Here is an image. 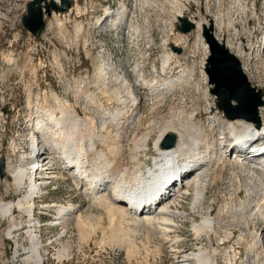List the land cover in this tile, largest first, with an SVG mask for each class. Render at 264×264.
Segmentation results:
<instances>
[{
    "label": "rangeland",
    "instance_id": "obj_1",
    "mask_svg": "<svg viewBox=\"0 0 264 264\" xmlns=\"http://www.w3.org/2000/svg\"><path fill=\"white\" fill-rule=\"evenodd\" d=\"M87 1L86 4L84 0H78L82 6L78 12L80 16H76V13L72 15L73 23L76 24L80 21L83 27L81 33H77L75 25L74 29L66 25L68 29L64 30L61 26L52 24L44 37L35 38L22 25V17L26 14L31 0H0V20L3 22L0 31V53L6 57L9 56L19 66L17 72L8 71L7 66H0V159L9 158L12 162L13 171L16 170L20 156L28 147L30 131L25 126L29 115L32 117L29 97L34 103L39 95L44 94L49 97L51 93H57L60 99L67 100L68 98L81 115L93 119L97 118L96 109L93 106L90 108V101H85L89 107L84 110L85 104L79 103L81 97L77 95H80L82 91L85 93V97L96 94L102 99L98 101L106 100L103 97L106 86H103L97 79L98 67L105 60L110 63L109 75L113 76L111 84L107 85V94L110 98H115L114 90H117L116 80L118 76L128 78L125 79L128 81V86L123 91L125 96L128 92L136 94L135 96L138 94L141 96L145 94L146 96L148 91L140 90L141 84H136V80L139 79V71L144 72L150 84L162 75L161 79L166 80L164 76L170 70L164 69L163 60L168 54H175L172 47L174 42H177L175 38L177 37L178 15L181 12L184 14L183 16H190L193 20L198 19L197 21L203 22L209 17L220 16V20L224 19L226 24V18H229L237 30L241 29L242 24L240 22L244 16L246 21L244 26L250 33L245 39L249 44L247 53H249L250 58L247 55L244 62L245 65L248 64V77L252 86L263 92L264 100V50L260 52L261 49H264V0H149V14L135 15L128 18L129 22L126 21L128 26L132 24L130 27L132 30L136 28L137 33L134 34V41L130 47H122V44L115 43L113 38L118 32L117 26H114L112 21L106 18V13L109 10L113 13L119 12L120 8L116 0ZM144 3L146 4L143 1L142 4L145 5ZM234 4L233 11L238 13L237 16L229 12L230 6ZM21 6H25L24 12H17L16 9L21 8ZM9 10L10 13H8ZM195 11L199 12L200 15L196 17ZM3 13H5V18L2 17ZM97 20L105 21L104 29L99 36L91 35L92 32L88 29L89 25ZM86 21H89L87 25ZM222 29L224 30V27ZM196 37V32L185 37V42H188L186 43L187 47L180 45L183 54L177 56L176 53V58L173 57L170 65L172 73L177 77L184 75L182 82H179L180 84H177L171 91L161 94L163 98L160 97L159 100H153L151 97L143 100L139 104L138 111L141 120L140 122L137 121L130 129L126 127L127 132L124 129L119 131L113 129V134H116L115 141L112 139L113 143L118 144V146L125 145H123L121 171L124 168L127 169V166L128 170H131L136 161L144 164L145 167L152 165V160L156 156L155 141L161 134V129L168 122L174 120L180 110L196 114L197 120L201 121L210 139L218 138L220 132L226 134L230 132L227 129L230 121L218 110L216 99L210 93L208 78L204 75L206 74L204 65L208 55L205 50L197 45L196 40L198 39ZM256 46H260V49ZM252 48H256L255 51ZM2 76L4 79L1 78ZM167 77H170V74ZM208 105H210V110H207ZM129 106L131 107L133 104L130 103ZM49 107H55V103L51 99L44 104V108L48 109ZM216 115L219 119L216 124L214 123V127L217 126V128H212L210 123H213L214 120L211 121V119ZM144 134H150L148 147L145 151L140 145L141 138H145ZM226 136L228 137V135ZM13 141H18L15 142V148H13L15 146L14 143L12 144ZM101 150H104L105 154L107 153V157L110 156L108 151L106 152L104 148L99 147L98 151ZM96 155H98L96 152H91L90 158L92 156L93 159H97ZM109 158L113 159L112 156ZM236 161V158L231 160L227 167L222 163L213 165L210 172L211 177L209 176L206 181L209 189L206 190L204 205L192 210L194 190L191 189L190 194L178 206V211L183 214V218L171 221L173 225L168 234L161 229L164 227L163 221L151 223L113 219L105 207H97L98 203H94V200L89 199L82 190L78 189L76 179L71 172V175L56 174L54 176L57 179L45 187L44 197L39 200V203L42 206L54 205V212L58 208L77 205L80 208V225L78 226L73 219L74 214L67 217V222L65 220L49 221V216L46 217L47 215H45L44 218H46L40 221L38 225L40 228H38L37 221H28L26 215H22L20 208H15L12 216L15 217L14 221L9 217L11 215L4 218L0 217V264H11L14 260L15 264H34L33 261L30 263L26 261V258L32 255L31 250L28 249L30 247V241L28 242L30 234H35L38 239L36 242L39 246L37 251L44 261L43 264H182V256L204 250L208 251L209 254L214 251L217 252L220 259L216 256V264H226L227 261L223 257L227 259L228 256H237L233 260V264H252V261L253 264L264 263L263 254L260 258H254L252 253L250 254L248 251L252 233L264 229V221L254 220L255 215L237 217L231 221H219V223L223 222L216 225V227L219 226L217 232L220 237H224L226 231L230 233L228 238L224 240L222 237L220 240L208 234L197 238L194 231L196 225L203 224V217L208 208L213 207L216 211L221 212L226 206H230L232 199H235L236 203L238 202V194H241L240 198L248 202L260 201L264 207V200H262L264 199V169L260 170L247 161L242 163H236ZM14 182L12 172L7 173L5 179L0 178V207L1 203L5 201L17 202L26 195L14 186ZM104 198L102 197V199ZM107 202L108 206L110 202L113 203L111 199ZM111 207L113 208V204ZM221 208L222 210H220ZM117 210L119 209L113 208L114 214H117ZM173 210L176 209L173 207ZM160 222L162 226L159 225ZM54 224L58 227H53ZM156 224L159 226L157 225V227ZM222 225L225 227L228 225V227L225 228ZM237 225L242 228L240 229ZM245 226L246 228H244ZM13 228L15 233L10 235L9 231L14 230ZM227 228H230V231ZM244 229L248 231H244ZM29 231L33 233H29ZM241 235L245 236L246 241L239 240ZM16 250H19V253L18 258L15 257V259L13 255H15ZM191 264L196 263L192 261ZM230 264L232 263L230 262Z\"/></svg>",
    "mask_w": 264,
    "mask_h": 264
},
{
    "label": "bare ground",
    "instance_id": "obj_2",
    "mask_svg": "<svg viewBox=\"0 0 264 264\" xmlns=\"http://www.w3.org/2000/svg\"><path fill=\"white\" fill-rule=\"evenodd\" d=\"M143 1L146 2V4L144 3L145 5L142 4ZM116 2L118 3L120 8L118 13L116 12L113 13L110 10L107 11V13L105 11L104 12L106 13V18L110 19L114 26L115 25L117 26L118 32L115 34L113 38L115 43H118L119 45L122 44L123 45L122 47L124 46L130 47V44H133L134 41V34L137 33H136V28L133 30L130 28L132 24L130 26L127 25V22H129L128 18L133 17L135 15L149 14L148 13L149 0L147 1L116 0ZM234 6L235 4L231 5V8L233 9ZM24 7L21 6V8L16 9V11L24 12L25 10ZM236 8L238 7L236 6ZM243 9L245 11V8ZM195 12H196L195 14L196 17L200 15L199 12L197 11ZM8 13H10V10L8 11ZM183 15L184 14L181 12L179 13L178 17H181ZM243 18L244 16H242V21ZM197 20L195 19V21L197 22L196 23L197 28L195 30V32L197 33L196 39H198L196 40L198 43L197 45L201 47L203 50H205L206 53H208L209 52L208 45L204 40V37L202 36L203 25H205L207 21L205 20V22H203L201 20L199 21ZM242 21L240 22V24L244 23ZM88 22L86 23V25L88 24ZM104 23L105 21L103 20L93 21L92 25H89L88 28L92 32L91 35L93 34L95 36H99L104 29ZM74 25L76 26L75 28L77 29L76 30L77 33L79 32L81 33V28L83 27L80 21L77 24L73 23V27ZM223 26H224L223 21H220L219 23L217 19L214 27L216 29L217 27L220 28V33ZM235 31H236L235 33H237L238 31L237 28ZM120 32L122 33L121 35L119 34ZM220 38L219 41L223 43L225 41V37L220 36ZM84 39L86 40L85 37ZM186 43L188 42L184 41L182 45L186 46ZM226 43L228 45L227 48L231 52H233L239 59L242 60L243 71L247 76H249L248 64L245 65L244 62V59L246 58L247 55L249 56L248 58H250L249 53H247L248 48L242 45V41H235L232 44H230L229 41H227ZM233 48L236 50V52L233 51ZM173 57H175V54L171 53L168 54L163 60L164 69L166 70L167 68L168 70H170L164 76L166 78L165 81L161 79L163 77L162 75L160 78L159 77L156 78L155 82L153 83L151 82L150 84L148 83V80L145 77L144 72L139 71L140 73L138 77L139 79L136 80L137 81L136 84L138 83L141 84L140 90L148 91L146 96L145 94L144 96H141L139 94L138 96H135L136 94L135 95L134 93L131 94V92H128L129 94L127 93V96H125L124 95L125 93L123 91L128 86V81L125 80L128 78H126L125 76H118V79L116 80L117 90H114L115 98H110L109 94H107V90H108L107 85L111 84V81L113 80L112 78L113 76L111 77L109 75L110 66H108V69L103 71L101 70V65H99L97 70L98 78L96 76L95 77L99 79L98 81L101 82L103 86H106L105 87L106 90L103 95V97L106 100L103 102L98 101L102 99L97 97L96 94H91L85 97L84 96L85 93L81 92L80 95H77L81 97V99L79 100L80 102L78 101L80 104L81 103L85 104L86 103L85 101L87 100L90 101L89 102L90 103L89 105L91 106L90 108H92L93 106L96 109V115L99 121L97 118L93 119L91 117H87V116L85 117L84 115H81L79 113L80 111L78 112L76 110L75 106L71 104L68 98L67 100L60 99L59 98L60 96H58L57 93H51L49 97H47L44 94L39 95V98L36 97L37 101L32 103L33 106H30L32 110V111L30 110L31 111L30 114L32 115V117H30L29 115L30 118L28 117V122L27 125L25 126L27 130L30 131L28 135L29 136L28 145H27L28 147H26L27 150L25 152L23 151L24 154L20 156V160L18 162V165L16 166L17 168L16 170L14 169V171L12 170V162H10L11 160L9 158L5 160L6 161L5 170L7 173L12 172L15 181L14 186H16V188H18L19 191H23L26 195L24 196L23 199L17 202L5 201L1 203L0 217L4 218L7 217L8 215H11L9 217H11L14 221L15 217L14 218L12 217L14 209L20 208L19 210L22 212V215L23 214L26 215L28 221H37L36 225L38 228H40V226H38L40 224V221H43L48 216L50 218L49 221L65 220L67 222V217H69V215L72 214H74L73 219L77 222V225L78 226L80 225V221H81L79 217L80 208L77 205H72L67 208H58V210L54 212L53 209L54 205L42 206V204L39 203V200H41V198L44 197L43 191L45 187L48 184L53 183L54 180L57 179V177H55L54 175L59 173L67 174L66 164L64 163L61 157L63 154L61 153V156L57 155L59 153V149H64L65 152H67V156L69 158V161L71 162V174L74 177H76L75 179H76V185H78L77 186L78 189L82 190V192H84L89 199L94 200L95 201L94 203H98L97 207L98 206L105 207L108 210V212L112 215L113 219H120L123 221H128V220L148 221L151 223L155 221H156L155 223H158L159 221H163L164 227H162L161 229L164 230L167 234L170 227L173 225L171 221H176V219L183 218V214L180 211H178V206L181 205L182 200L190 194L191 189L194 190L192 210H196L200 206L204 205L205 196L207 194L206 190L209 189L208 183L206 181L207 178H209V176L211 177L210 172L214 164L222 163V165H225V167H227V164L234 159L233 156L235 153L233 154V152L246 153L248 151L245 152L243 150V148L246 147L249 150V153L251 152L253 154V159L260 157L259 154L262 152L261 154L263 161L257 165L260 168V170L264 169V144L255 146L259 141L264 140V128L261 130L256 129L255 127H253L251 123L247 122L246 118L238 119L235 121L229 120L230 121L228 125L229 128L227 129H229L230 132H228L227 134L224 132H220L219 134L220 136L218 138L210 139L201 121L197 120L196 114L194 113L192 114L180 110L178 111L175 119L172 120L171 122H168L163 127V129H161L162 132L159 135L158 139L155 141L156 156L152 160L153 161L152 165H150V167H147L148 166L147 165L146 168L144 164H141L140 162L137 163V161L135 160L136 164L135 166L132 167L131 170L130 169L128 170V166H127V169L124 168L121 171L120 165L122 161V152L124 151L125 145L123 144L124 146L123 145L118 146V144L115 145L113 143V141H115L116 139V134L115 133L113 134L112 131L113 129L118 131L122 129L127 130L126 127L130 129L134 124L137 123V121L140 122L141 120L138 111L140 106L139 104H141L143 100L147 99L148 97H151L153 100L155 99L159 100L160 97H162L161 94L171 91L172 89H174V87L177 84H180L182 82V80L184 79V75L182 74L177 77L174 73H172L171 70L172 68L170 69L171 67L170 65H171V61L173 60ZM0 66H7L8 71H12V72H17L19 70L18 64L15 61H13L11 58H9V56L6 57L5 55H3V53H0ZM169 74L170 77H167ZM204 75L207 76L208 84L211 89L212 86L209 83V77L207 73ZM1 78H3V76ZM248 80L251 83L249 77ZM99 94L101 93L99 92ZM47 98H49L48 100L51 99L55 103V107H49L48 109L44 108V104L47 103L48 101L46 100ZM129 101L130 103L133 104V106L131 107L129 106L130 104ZM217 102L218 101L216 100V106H217ZM29 105H30V101H29ZM84 106H85L84 110H86L89 107V106L87 107L86 104ZM207 110H210V105H208ZM175 114L176 112L174 113V115ZM209 114L211 116V113ZM258 118L264 124L263 106L259 108ZM218 119H217V115L211 119V121L214 120L213 123L212 122L210 123L212 128H217L216 125H215L216 127H214V123L216 124ZM130 123H132L131 126ZM145 134H144L145 138L142 139L143 138L142 137L140 140L141 142L140 145L143 151H145L146 148L148 147V139H149L148 136L151 133L149 135H145ZM169 135L177 136V140H178L177 145L173 149L163 150L160 146V143ZM226 135H228V137ZM15 142L18 141L12 142V144L13 143L15 144L13 148L16 147ZM98 145H101L99 147L104 148L106 152L108 151L110 153L109 157L112 156L113 159L107 157L108 155H106L107 153L106 154L104 153L105 152L104 150L98 151L99 148ZM10 149L12 151V148ZM91 152L94 153L96 152V154H98L96 155L97 159H93L92 156L90 158ZM244 161L245 160L238 159L236 163L237 162L242 163ZM102 182L105 183V192H103V194L96 193L97 185L101 184ZM171 184H173L172 187H170ZM240 195L241 194H238L237 203L235 199H232L230 201V206H226L224 210H222L221 208L220 209L222 210L221 212L218 210L216 211L215 209H213V207L208 208L205 216L203 217V224H198L195 226L194 231L196 233V237L199 238L202 237V235L204 234L206 235L208 234L210 236H213L214 238H219L221 240L222 236L220 237V234L217 232L218 230L217 227L219 226L216 227V225H219L220 223L222 224L223 222L219 223V221H231L237 217H242V218L245 216L252 217L254 215H255V218H253L254 220L264 221V207L262 206L261 202L260 201L248 202L240 198ZM108 196H110L109 199H111V201L113 202L112 203L113 208L115 207V209H119L116 212L117 214H114L113 208L111 207L112 205L111 202H110L111 205L110 204L109 206L107 205L108 203L107 201L109 200ZM102 197L105 198L102 199ZM123 201L129 203V205L123 204ZM158 201H160L161 203L157 205ZM173 207L176 210H173ZM138 208L144 210L143 213L140 215L139 212H137ZM45 215L47 216L44 218ZM157 225L158 224H156V226ZM159 225L162 226L161 222L159 223ZM246 226L244 228H246ZM53 227H58V225L54 224ZM222 227L225 226L222 225ZM226 227H228V225ZM241 228L242 227H240V229ZM227 230L230 231V228H227ZM245 230L246 229H244V231ZM14 231L15 229L10 230L9 231L10 235H13L15 233ZM242 231L243 230H241V232ZM33 232L29 231V233H33ZM225 235L224 237H222V240L228 238L230 233L226 231ZM37 240L38 239L35 236V234H30V240H28V242L30 241L29 242L30 247L28 249L29 251L31 250L32 255L28 256L26 258V261L29 263L30 261H33L34 264H43L44 261L40 253H38L37 251V249L39 248L38 244L36 243ZM239 240L242 242L246 241L245 236L241 235L239 237ZM249 241H250L249 243L250 247L247 248L249 249L248 250L249 253L250 254L252 253L251 255H253L254 258L255 257L260 258L261 254L264 255V229L260 232L252 233V236ZM16 247L18 246L16 245ZM257 250L259 251L257 252ZM18 253L19 250H16L15 255H13L14 258L15 257L18 258ZM237 254L240 255L239 252H237ZM217 255L218 254L216 251H214L212 254H209L208 251L204 250L198 253H189L186 254L185 256H182L183 259L181 260V262L182 264H191L192 261H195L196 264H216ZM223 258L225 261H227L226 264H230V262L233 264V260L237 258V256H228L227 259H225V257ZM14 262L15 260L11 264H15ZM3 264H7V263H3ZM260 264H264V263L260 262Z\"/></svg>",
    "mask_w": 264,
    "mask_h": 264
},
{
    "label": "water",
    "instance_id": "obj_3",
    "mask_svg": "<svg viewBox=\"0 0 264 264\" xmlns=\"http://www.w3.org/2000/svg\"><path fill=\"white\" fill-rule=\"evenodd\" d=\"M73 0H32L23 17L22 25L34 37L40 36L46 28L45 13L51 17L53 12L67 13L73 6ZM177 30L182 34H190L196 29L189 17H180ZM203 37L209 48L205 71L212 86L210 92L216 98L217 107L230 121L246 118L247 122L261 129L262 122L258 111L264 106L263 92L254 88L244 73L241 61L230 52L225 44L220 43L214 35V22L203 25ZM176 53H182L180 48L172 47ZM177 136L169 135L160 146L163 150L173 149L177 145ZM6 161L0 159V178L7 175Z\"/></svg>",
    "mask_w": 264,
    "mask_h": 264
},
{
    "label": "built area",
    "instance_id": "obj_4",
    "mask_svg": "<svg viewBox=\"0 0 264 264\" xmlns=\"http://www.w3.org/2000/svg\"><path fill=\"white\" fill-rule=\"evenodd\" d=\"M74 1H75V6L73 7V9L69 13H66V14L53 13L52 17L47 19L46 31L42 35V37H44L47 34V30H48L49 26L52 25V24L61 26L64 30L68 29L66 27V25H69L73 29L72 15L74 13H76V16L77 15L80 16V14H78V12H80V10L82 8V6L78 2V0H74ZM87 2H88L87 0H84V3L87 4ZM229 12L232 13V14H235V15L238 14L237 12L234 13V11L231 8V6H230V11ZM2 17L5 18V13L2 14ZM217 19H218L219 23H220V21H223V24H224V26H223L224 30L222 29L221 33H220V28H218V27H217V29L215 28V35H216V37L218 39L220 38V36L221 37H225V41L224 42L226 43L227 41H229L230 44H232L235 41H242V45L248 48L249 44H247L245 39H246V36L249 35L250 33H249L248 29L244 26L246 24L245 18H243V21L241 20L244 23L242 24L243 26L241 27V29L237 31V33H235L236 29L233 27L232 20H230L229 18H226L227 22L225 24L224 23V19L220 20V16H218V17L215 16L213 18L215 24H216ZM231 30H232V33H231ZM240 31H242V32H240ZM175 40L177 42H174V45H176L177 47H180V45H182L184 43V41H185V35H183V34H181V33H179L177 31V37L175 38ZM226 45H227V43H226ZM233 51L236 52V50L234 48H233ZM38 98H39V96H38ZM28 101H30V106H33L32 105L33 102H32L31 97L29 98Z\"/></svg>",
    "mask_w": 264,
    "mask_h": 264
}]
</instances>
